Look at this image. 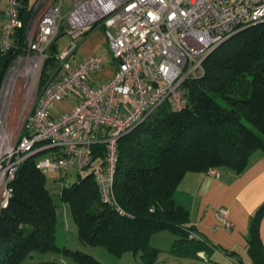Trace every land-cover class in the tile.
I'll return each instance as SVG.
<instances>
[{"label": "trees", "instance_id": "obj_1", "mask_svg": "<svg viewBox=\"0 0 264 264\" xmlns=\"http://www.w3.org/2000/svg\"><path fill=\"white\" fill-rule=\"evenodd\" d=\"M20 1L23 27L17 31L13 49H0V94L8 70L28 48L33 9L31 0ZM63 35L62 29L58 40ZM58 40L46 61L42 85L59 68ZM203 68L202 75L184 82L186 105L182 110L175 111L166 103L119 141L114 192L125 214L102 202L90 169L64 186L61 199L69 205L84 246L104 247L117 258L132 253L139 256L140 264H157L161 249L153 247L151 239L169 232L175 237L170 250L174 257L190 259V264L213 263L220 248L192 237L197 229L191 224L190 212L174 196L189 173L218 169L241 175L251 157L264 152V22L225 41L204 61ZM105 154L103 144L94 146L95 162ZM37 160L33 155L23 163L12 184L10 204L1 214L0 264H71L66 259L39 261L37 253L58 254L77 264H103L79 249L57 244L58 208ZM263 217L264 204L253 217L247 238L252 264H264ZM233 264L245 262L239 259Z\"/></svg>", "mask_w": 264, "mask_h": 264}, {"label": "built area", "instance_id": "obj_2", "mask_svg": "<svg viewBox=\"0 0 264 264\" xmlns=\"http://www.w3.org/2000/svg\"><path fill=\"white\" fill-rule=\"evenodd\" d=\"M6 1L3 52L14 48L17 31L23 27L21 1ZM71 1L67 16L71 42L58 52L59 68L43 85L46 61L63 29L62 1L49 5L27 31L24 88L29 98L35 88L39 91L33 114L16 141L5 127L0 129V217L10 204L21 166L33 155L38 156L37 169L59 174L63 181L74 170H92L102 202L125 214L114 192L121 138L166 103L182 110L183 84L204 73L209 55L240 30L264 22V0ZM97 25L118 67L113 77L96 87L91 78L104 70V60L92 54L73 65L71 58L82 37ZM72 97L79 99L77 105L55 117L56 106ZM96 144L106 148L97 162ZM206 174L219 177L220 170ZM220 214L221 224L232 229L227 210Z\"/></svg>", "mask_w": 264, "mask_h": 264}, {"label": "crops", "instance_id": "obj_3", "mask_svg": "<svg viewBox=\"0 0 264 264\" xmlns=\"http://www.w3.org/2000/svg\"><path fill=\"white\" fill-rule=\"evenodd\" d=\"M57 1H62L63 32L68 34L67 16L73 8L71 0H31L33 15L30 25L37 21L38 16L49 5ZM5 16L8 19L6 11ZM92 54L101 57L105 63L104 70L91 78L92 84L97 87L113 77L118 67L117 61L109 53L106 35L100 26L82 37L71 62L76 65ZM78 102V98L72 97L58 104L54 116L59 117L64 112L72 110ZM76 173L78 175L80 172ZM174 198L177 204L189 210L191 224L196 227L197 236L209 240L220 248L213 256L218 263L223 260L226 264H233L239 259L244 261L245 256L252 262L248 255L247 238L253 217L264 204V152L257 151L251 157L247 170L241 175L228 170H220L219 177L209 176L206 172L187 174L178 186ZM222 209L227 210L228 219L233 223L230 230L221 224ZM260 234L264 246V217ZM151 244L160 249L155 241L152 240ZM225 251L235 252L236 255H226ZM127 254L129 253L125 255ZM204 257L206 259V256Z\"/></svg>", "mask_w": 264, "mask_h": 264}, {"label": "rangeland", "instance_id": "obj_4", "mask_svg": "<svg viewBox=\"0 0 264 264\" xmlns=\"http://www.w3.org/2000/svg\"><path fill=\"white\" fill-rule=\"evenodd\" d=\"M6 10L7 1L0 0V28H2L7 20V17L5 16ZM70 42L71 37L69 34L63 35L59 40V51H63ZM26 53L27 52L21 54L8 70L0 94V129L5 127L6 130L13 135L15 141L20 134L23 133L27 120L33 114L36 96L39 91L38 88H35L33 94H31V97L29 98V93H27V89L24 88L25 82L23 80H28ZM19 79L22 81L20 82ZM15 85H18V87L12 91ZM76 179L77 173L75 170L72 171L70 176L64 181L59 174L50 173L47 175V187L53 195L58 208L59 228L57 244L61 248L68 247L72 250L79 249L82 252L93 256L103 264H140L139 256H135L132 253L117 258L104 247H86L81 243L78 238L77 225L74 223L69 205L65 204L61 199V192L64 186H69L71 183L75 182ZM174 239V235L169 232L160 233L152 237L151 243L152 240L155 241L157 247H160L161 249V254L158 260L160 263L158 264H190L192 262L190 259L174 257V255L170 253L171 247L174 244V241L172 242V240ZM35 257L39 261H63L66 259L70 261L71 264H77L58 254L43 255L37 253L35 254ZM232 258L234 259V257ZM248 258V256H245L244 261L246 264H252ZM212 260L213 263L211 264H214L217 261L216 257ZM220 264H226V262L221 260Z\"/></svg>", "mask_w": 264, "mask_h": 264}]
</instances>
